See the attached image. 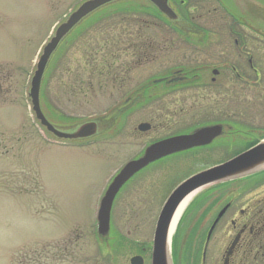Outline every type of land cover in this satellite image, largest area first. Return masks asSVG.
<instances>
[{
	"label": "rangeland",
	"instance_id": "1",
	"mask_svg": "<svg viewBox=\"0 0 264 264\" xmlns=\"http://www.w3.org/2000/svg\"><path fill=\"white\" fill-rule=\"evenodd\" d=\"M83 1L0 0V264H29L35 256L41 264L43 246L76 237L74 230L82 232V239H100L98 208L113 176L150 142L169 134L159 127L161 114L181 105L189 110L193 104L151 101L129 116L125 112L122 82H146L171 68L169 54L162 61L141 63L131 47L141 37L170 46L172 36L157 38L161 29L152 25L156 18L142 14L148 0H124L79 24L62 42L43 79L41 104L52 123L73 128L97 119L101 133L67 142L49 134L32 111L30 81L54 27ZM210 44L217 46L218 38L211 36ZM211 70H204L207 78ZM142 123L152 129L138 134ZM223 153L201 152L197 161L168 156L151 164L123 189L116 222L125 220V233L138 223L141 238L150 237L172 191L186 177L220 161ZM210 189L196 193L180 220L182 248L192 218L203 210V201L195 202ZM82 248L85 254L97 249L93 244ZM174 263L187 261L174 257Z\"/></svg>",
	"mask_w": 264,
	"mask_h": 264
},
{
	"label": "flooded vegetation",
	"instance_id": "2",
	"mask_svg": "<svg viewBox=\"0 0 264 264\" xmlns=\"http://www.w3.org/2000/svg\"><path fill=\"white\" fill-rule=\"evenodd\" d=\"M168 3L176 15L174 19L151 3L147 15H157L152 23L161 29L157 38L172 36L170 46H162L158 39L155 43L145 42L141 37L131 47V53L135 52L141 63L162 61L163 55L169 54L171 68L159 75L157 82H129L126 86L122 82V87H126L124 110L129 111V116L142 103L192 102L189 110L181 105L161 114L159 127L169 134L148 145L192 134L203 127L219 126L209 143L171 155L197 161L201 152H224V157L213 164L217 165L264 139V0ZM194 36L197 40H193ZM211 36L218 38L217 46L210 44ZM208 68H212L210 78L205 76ZM139 125L138 134L152 129L150 123L147 131H141ZM211 188L195 202L203 201V210L192 218L183 248L178 230L174 257L180 261L183 257L187 264H264V170ZM123 189L113 202L110 231L105 238L82 239V232L74 230L76 237L43 246L41 264H152L154 232L141 238L140 224H132L135 227L125 233V220L116 222ZM90 243L97 247L96 252L85 254L82 247L91 246ZM38 261L39 256H35L28 263Z\"/></svg>",
	"mask_w": 264,
	"mask_h": 264
},
{
	"label": "water",
	"instance_id": "3",
	"mask_svg": "<svg viewBox=\"0 0 264 264\" xmlns=\"http://www.w3.org/2000/svg\"><path fill=\"white\" fill-rule=\"evenodd\" d=\"M120 1L124 0H85L57 26L53 36L42 49L30 81L29 99L36 119L57 140L90 139L99 134L100 126L96 120H89L77 124L73 128H61L48 119L41 104L42 85L46 70L64 39L79 24L100 9ZM149 1L169 18H175L176 15L170 8L168 0ZM64 129L72 130L66 131ZM139 129L142 131L149 130L150 125L141 124ZM219 129V126L202 128L190 135H179L156 142L145 150L142 157L128 162L114 177L102 199L98 213V233L102 236L109 233L114 199L133 176L163 157L209 143L217 135ZM262 170H264V140L224 163L192 175L178 185L166 200L156 224L152 264H173L170 250L171 225L178 208L189 195L204 187L251 175Z\"/></svg>",
	"mask_w": 264,
	"mask_h": 264
},
{
	"label": "bare ground",
	"instance_id": "4",
	"mask_svg": "<svg viewBox=\"0 0 264 264\" xmlns=\"http://www.w3.org/2000/svg\"><path fill=\"white\" fill-rule=\"evenodd\" d=\"M196 192L192 193L191 195H189L184 202L180 205V207L178 208L174 220L172 222L171 225V235H173V233L176 231L178 224L180 222V220L182 219L187 207L189 206L190 202L193 200V198L196 196Z\"/></svg>",
	"mask_w": 264,
	"mask_h": 264
},
{
	"label": "trees",
	"instance_id": "5",
	"mask_svg": "<svg viewBox=\"0 0 264 264\" xmlns=\"http://www.w3.org/2000/svg\"><path fill=\"white\" fill-rule=\"evenodd\" d=\"M142 11L145 12V13H149V12H150V10L147 9V8H146V9H143ZM140 13H141V12H140ZM154 17L157 19V15H155Z\"/></svg>",
	"mask_w": 264,
	"mask_h": 264
}]
</instances>
